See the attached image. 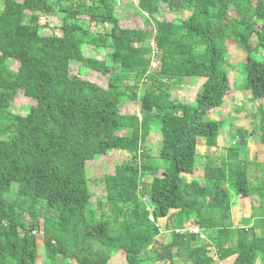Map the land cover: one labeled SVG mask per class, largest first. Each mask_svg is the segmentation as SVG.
I'll use <instances>...</instances> for the list:
<instances>
[{
    "label": "trees",
    "instance_id": "trees-1",
    "mask_svg": "<svg viewBox=\"0 0 264 264\" xmlns=\"http://www.w3.org/2000/svg\"><path fill=\"white\" fill-rule=\"evenodd\" d=\"M115 6L116 0H0V264H37L39 201L48 213L42 230L51 264H106L115 254L125 264H212L207 238L219 261L263 264L264 232L256 229L263 228L264 174L251 186L249 162L240 157L247 131L227 128L236 142L218 164L207 157L200 184L184 178L194 173L197 139L210 143L220 134L222 121L204 117L230 89L227 42L246 54L239 89L251 100L264 98V56L256 57L264 52V0H137L134 9L147 17L140 29L121 27ZM161 6L190 15L159 20ZM56 13L63 14L60 36H41V16ZM91 23L103 29L93 31ZM88 49L106 52L96 58ZM70 65L103 75L106 89L70 75ZM196 79L202 83L193 103L180 99L175 91ZM19 91L32 103L25 115L13 107ZM127 102L137 105L135 114L120 112ZM149 132L160 138L152 157L139 152ZM112 150L127 152L133 164L104 175L94 201L60 173L61 156L76 163ZM253 188L260 201L255 221L233 227L229 190L246 198ZM165 233L167 243L149 255Z\"/></svg>",
    "mask_w": 264,
    "mask_h": 264
},
{
    "label": "rangeland",
    "instance_id": "rangeland-1",
    "mask_svg": "<svg viewBox=\"0 0 264 264\" xmlns=\"http://www.w3.org/2000/svg\"><path fill=\"white\" fill-rule=\"evenodd\" d=\"M137 0H116L115 9L120 16L119 23L123 28L128 29H140L144 26L147 21V17L143 16L139 11L135 10ZM161 11L155 17L159 20H173V19H184L185 21L188 19L190 15V11L181 10L176 14L171 13L166 6H161ZM232 13L231 11H229ZM87 19V16H82L81 18ZM63 18V14L56 13L49 16H41L40 25H45L41 28V36L44 37H59V23L60 19ZM91 30L93 31H101L103 28L96 26L91 23ZM255 37L250 39L251 45H255ZM227 61L230 66L227 68L228 78L231 81L232 89H239L240 84L242 83L243 74L242 72V63L245 62L246 54L243 50L235 45L234 43L227 42ZM106 52V51H105ZM105 52H97L94 49H88L87 54L92 57L99 58L101 53ZM264 56V52H260L257 58ZM157 62V61H156ZM18 67V63L16 61L11 62V69L16 70ZM69 69L70 75L78 76L81 79L90 81L106 89V79L103 75L94 74L88 72L86 70H78L76 65H70L67 68V72ZM198 79H196V84L190 83L188 86L182 88L184 90L175 91L177 95H179L182 100L187 99L190 103H193L194 96L196 94V90L199 89L200 84L198 83ZM198 84V85H197ZM231 88L229 91L232 90ZM240 90V89H239ZM241 98L237 97L235 100L230 102V105L225 106L222 110L213 109L209 111L204 119L206 120H217L222 121V126H220V134L210 143L206 140L198 138L197 149H196V157H195V170L192 176L185 175V181H191L194 183H201V177L203 173V167L207 160V157H211L215 160V163L218 164L222 159H226L227 149L226 146L229 144V134H227V128L230 130L237 131L238 129L245 128L247 131V135L252 137V141H254V145L247 144L248 147L245 148V151H241L240 157L246 159L249 162L248 165V179L251 184L259 185L262 182L263 171H264V143L259 141V137L262 134V125H264V98L259 100H251L250 98L243 97L242 100L237 103ZM186 100V101H187ZM32 103L28 100H25L22 95V91H19L13 101L14 110L21 115H25V112L29 108ZM239 106V107H238ZM242 106V107H241ZM259 107V108H258ZM263 111V112H262ZM120 112L122 114H135L137 112V105L135 103H125L121 105ZM263 115V116H262ZM234 131V133H235ZM120 134V132H118ZM159 136L157 133L149 132L144 137H142L140 144V151L144 152L149 156H154L156 150L159 146ZM236 142V138H234ZM228 142V144H227ZM227 144V145H226ZM232 145V144H231ZM128 153L124 151H105L101 153H96L93 155L87 153V155L82 156L77 160L76 163L72 162L69 156H61L59 158V167L60 173L70 181H74L79 183L82 186L83 195H93L91 201H94V197L98 196L102 193V183L101 179L104 175L110 174L113 172L114 167L122 164H133L128 160ZM72 163L76 166V164L82 163V167L77 169L75 166L72 168ZM159 165L162 167L165 165L161 161H157ZM69 170V172H68ZM35 179H40L42 176L37 175L34 176ZM149 184H146V189H148ZM231 194V208H230V223L233 227H249L254 219L251 218V214L253 209H256L260 203L258 192L253 188L250 195L246 198L241 196H235L231 190H229ZM95 195V196H94ZM11 198V195L8 197ZM12 199V198H11ZM145 200V199H144ZM37 212L40 214L39 217V226L38 231H35V236L37 238V264H51L47 253L45 251L44 242H43V217L47 215L46 207L43 201H39L36 206ZM24 219L28 220L27 214H24ZM163 223V219H162ZM263 228L256 229L257 235H260L264 232V219H263ZM186 227L190 228L191 225L189 223H185ZM184 225V226H185ZM163 226V225H162ZM169 235L168 233L162 234L158 241L155 242L147 251H149V255L154 256L158 251L159 245H163L167 243ZM206 239V238H205ZM208 249H210V254L215 255V244L212 243L211 238H207L206 240ZM194 245V244H193ZM216 256V255H215ZM233 257L227 258L226 262H220L216 257L213 259L212 264H231ZM178 264H183L181 259H178ZM70 264H77L75 261H70ZM106 264H125L121 257H118L116 254L113 255ZM142 264H168L166 261H147ZM264 264V262H263Z\"/></svg>",
    "mask_w": 264,
    "mask_h": 264
},
{
    "label": "crops",
    "instance_id": "crops-1",
    "mask_svg": "<svg viewBox=\"0 0 264 264\" xmlns=\"http://www.w3.org/2000/svg\"><path fill=\"white\" fill-rule=\"evenodd\" d=\"M230 80H229V86H230V88L232 89V87H231V84H230ZM198 83H202V80H199L198 81ZM192 84H196L195 82H192ZM198 85V84H197ZM186 86H188V85H186ZM186 86H184V87H186ZM184 87H181L179 90H181L182 88H184ZM188 88H189V86H188ZM185 89V88H184ZM184 89H182V90H184ZM179 90H177V91H179ZM198 90V89H197ZM196 90V91H197ZM237 97H240L241 99L237 102V103H239L241 100H242V98L243 97H246L247 99L248 98H250V94L248 93V92H243L242 90H239V89H232L231 91H228V93L224 96V98H223V103H222V105L220 106V107H218V108H216V110L218 111V110H222L223 108H224V105L225 106H228V105H230V102L232 101V100H235V98H237ZM185 100H187V99H185ZM239 107V106H238ZM242 107V106H241ZM236 129H238L237 127H236ZM243 130H246L245 128H243ZM229 138H230V135H229ZM230 141H229V144H228V142H227V146H226V148H229V147H232V145H234L233 143L235 142V140L234 139H232V138H230L229 139ZM197 142H198V140H197ZM232 144V145H231ZM247 144H251V145H254V141H252V137H249V135L247 136V140H246V145H245V148H247L248 147V145ZM189 176H192V175H189ZM159 225H163V223H162V219L161 220H159ZM187 223V222H186ZM190 223V222H189ZM216 256L215 255H213L212 256V258L214 259ZM220 262H222V263H224V262H226V260H223V261H220Z\"/></svg>",
    "mask_w": 264,
    "mask_h": 264
},
{
    "label": "built area",
    "instance_id": "built-area-1",
    "mask_svg": "<svg viewBox=\"0 0 264 264\" xmlns=\"http://www.w3.org/2000/svg\"><path fill=\"white\" fill-rule=\"evenodd\" d=\"M152 45V43H150ZM150 65L153 67L155 65L154 62H151ZM151 219V218H150ZM187 229L191 232H195V233H199V228L196 225H191L190 228L187 227ZM201 238H203V235L200 236Z\"/></svg>",
    "mask_w": 264,
    "mask_h": 264
},
{
    "label": "clouds",
    "instance_id": "clouds-1",
    "mask_svg": "<svg viewBox=\"0 0 264 264\" xmlns=\"http://www.w3.org/2000/svg\"><path fill=\"white\" fill-rule=\"evenodd\" d=\"M198 227V226H197ZM203 235V234H202Z\"/></svg>",
    "mask_w": 264,
    "mask_h": 264
}]
</instances>
